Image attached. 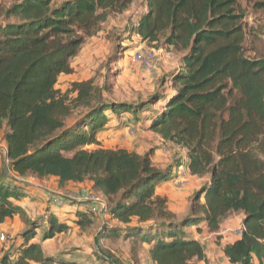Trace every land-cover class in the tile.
<instances>
[{"label":"trees","instance_id":"16d2710c","mask_svg":"<svg viewBox=\"0 0 264 264\" xmlns=\"http://www.w3.org/2000/svg\"><path fill=\"white\" fill-rule=\"evenodd\" d=\"M133 1L19 0L6 8L5 18L13 19L0 25V140L6 170L20 181L32 175L90 183V191L109 203L111 220L124 227L135 220L136 228L149 223L145 226L151 229L139 240L150 245L154 264L206 261L204 245L188 229L217 232L224 219L241 212L242 233L223 246V253L231 264H252L254 258L264 264V55L245 56V13L238 0H145L147 10L131 32L152 44L162 38L182 55V66L170 72V90L162 95L131 105L103 101L92 79L73 82L66 92L55 87L61 75L73 72L71 60L84 41ZM245 1L264 8L263 0ZM149 104L154 109L148 129L185 150L189 174L207 178L190 196L191 213L179 220L155 193L171 172L153 165L152 149L139 154L80 148L98 144L110 114L128 112L137 123ZM80 107L84 114L67 126L65 120ZM2 176L0 225L25 215L19 201L28 187ZM96 216L81 209L73 222L85 227ZM33 220H23L33 226L23 228L21 243L3 254L0 264H87L75 249L62 250L59 257L45 255L33 241L39 226ZM41 220L46 224L41 241L69 229L53 216Z\"/></svg>","mask_w":264,"mask_h":264},{"label":"rangeland","instance_id":"374dc122","mask_svg":"<svg viewBox=\"0 0 264 264\" xmlns=\"http://www.w3.org/2000/svg\"><path fill=\"white\" fill-rule=\"evenodd\" d=\"M16 1L19 0H0V25L13 21V19L5 18L4 11ZM53 1L58 3L61 0ZM238 2L245 13V56L256 57L261 54L264 55V8H257L256 1L238 0ZM146 10L145 0H134L124 12L111 13L106 21L100 24L98 32L84 41L77 56L71 60L73 72L69 75H62L55 87L61 92H66L70 91L71 83L92 79L94 85L100 89L103 101H124L131 105L137 101L148 99L153 93L162 95L166 90H170L172 79L169 74L173 69H180V66H182V55L180 51L165 45L162 38H160L159 42L152 44L142 41L131 32V26L136 23L137 19ZM140 48H154L156 50L157 56L152 70H145L132 62V53ZM74 95L75 93L73 92L69 93V97H74ZM152 107L154 106L149 104L144 108V112L139 114V126L129 120L128 112L124 113V116L120 115V117L110 114L111 120L107 123V127L97 134L98 144H89L80 148L93 150L105 147L111 149L123 147L129 150L136 149L140 152H147L152 147L153 154L155 153L151 157L153 165L158 169L167 168L171 172L169 179L172 180L168 181V179L167 184L163 186L162 189L165 196L161 197L167 200V209L177 216L176 220H179L185 214L191 213L189 196L194 187L187 178L179 177L177 172L181 170L180 166L184 168L183 159H186V157L183 149L163 139L160 140L156 135L157 133L153 131L142 129L145 126L142 120H145L143 118L149 117L153 112L152 109L154 108ZM84 112L85 108L82 107L74 109L65 120V124L67 126L71 125ZM125 117H128V121L124 120ZM117 119L122 120V122ZM120 124L124 126H120ZM5 132L6 130H4ZM142 148L146 149L141 150ZM5 153V144L0 140V177L5 174L15 179L12 182L13 184L22 182L11 170H6L7 160ZM62 153L70 156L72 151H62ZM26 177L23 180V184L28 187L25 186V197L20 199L21 205L26 208L25 215L23 217L15 216L7 220L9 223L0 225V232L7 233L10 236V246L0 248V257L8 251L10 252V250L14 251L18 247L22 238L20 233L24 227L33 226L30 222L26 223L23 220L34 219L33 224L39 225L36 231V236L39 238L46 230V224L42 220L40 221V217L42 219L53 216L57 222L68 225L69 229L44 244L43 252L45 255L52 256L51 253L54 252V249L59 248V251L52 256L53 258L59 257L64 250L70 248L77 250L81 257L80 260L85 259L84 261L87 264H154L147 253L149 251L148 244L139 240V234L146 233L151 229L150 226H145V224L149 223H139L140 227L136 228L138 224L133 220L124 227L111 220L107 212L104 216L92 218V223L85 227L75 226L71 217L72 209L77 207L76 212L83 209L81 203H79L80 201L69 200L63 205L70 207L71 210L69 211L65 208L64 211H59L60 214H58L57 210H52L51 196L53 193L68 192H86L87 194L91 192L89 183H59L56 177L53 176L42 179L32 175H27ZM71 196L76 198L74 195ZM185 201L187 204H184ZM232 216H229L228 220L233 219L231 218ZM69 220H72L70 221L73 222L72 225ZM16 230L20 232L15 234ZM188 231L190 237H195L197 236L196 234L205 237L210 232L207 228L198 232L194 227L189 228ZM210 233L215 236L214 240L212 238V242L219 240L217 232ZM60 249H63V251H60ZM101 250L113 256L117 262H111L106 256L107 254L105 255V252L103 253ZM71 251L73 252L74 250ZM217 254H219V251L215 249L213 256ZM99 258H102V261ZM66 259H63V261ZM68 259H72V256L68 257ZM199 262V260L193 259L190 264H199ZM204 262L208 264V259ZM219 262H221V259H219ZM34 263L40 264L32 262V264ZM55 264L60 263L55 262Z\"/></svg>","mask_w":264,"mask_h":264},{"label":"crops","instance_id":"0c3cea01","mask_svg":"<svg viewBox=\"0 0 264 264\" xmlns=\"http://www.w3.org/2000/svg\"><path fill=\"white\" fill-rule=\"evenodd\" d=\"M63 75H66V74H63ZM67 75H69V74H67ZM62 76V75H61ZM60 76V77H61ZM59 77V78H60ZM159 104V103H158ZM126 115V114H125ZM121 116H124V114H121ZM123 119V118H122ZM143 119H145V120H142V123L143 124H145V126H144V128H142V129H147L148 131H150L149 129H148V125H149V119H150V117H144ZM111 120V119H110ZM110 120H109V122H110ZM117 120H119V119H117ZM125 121H128V117H125V119H124ZM129 120H131V121H133V119H131V116L129 115ZM119 121H121L122 122V120H119ZM108 122V123H109ZM134 122V121H133ZM139 123L140 122H137L136 123V125H138L139 126ZM120 126H124L123 124H120ZM107 127V125L104 127V129ZM103 129V130H104ZM157 136H158V138L160 139V140H162V138L158 135V134H156ZM101 137L99 136V139H100ZM101 140V139H100ZM167 142V141H166ZM169 143V142H168ZM171 144V143H170ZM173 145V144H172ZM104 147V146H103ZM105 148H108V147H105ZM118 148H123V147H118ZM152 147H150V149H151ZM124 149H126V148H124ZM143 149H146V148H142L141 150H143ZM183 149V148H182ZM126 150H128V151H135V152H137V153H144V152H140L139 150H136V149H131V150H129V149H126ZM183 152H184V154H185V150L183 149ZM155 154V153H154ZM153 153H152V155H151V157L154 155ZM186 157V156H185ZM151 161H152V159H151ZM183 164H184V168L182 167V166H180V168H181V170L180 171H177L178 172V175H179V177L180 176H182V177H184V178H187V180L189 181V183L190 184H193V187H194V189H193V191H191V193H190V196L196 191V190H198L199 189V187L207 180V178H205V177H198V176H196V175H191V174H189L188 173V171H187V169H186V159H183ZM176 176H177V173H176ZM170 180H172V179H169L168 181H170ZM168 181H164V182H162V183H160L158 186H157V188H156V190H155V193L157 194V195H159V196H165L164 194V192H163V186H165L166 184H167V182ZM23 182V181H22ZM89 186H90V183H89ZM58 194H62V193H58ZM189 196V197H190ZM67 203V201H65V202H63V203H59V204H55V203H51L52 204V210H57V212H58V214H60L59 213V211L60 212H62V211H64V209L65 208H67L66 210H71V208L70 207H66V206H64L63 204H66ZM19 204H22L20 201H19ZM184 204H187L186 203V201L184 202ZM23 208H24V210L26 209L23 205H21ZM76 208V209H75ZM60 209V210H59ZM73 211H72V218H73V220H74V218L76 217V210H77V207H74V209H72ZM173 212H175L174 210H172ZM233 216L231 217V218H233V219H229L228 220V217L226 218V219H224L223 221H222V223L220 224V227H219V230L217 231V237H218V241H214V242H212L211 240H212V238H213V240L215 239V236H213V234L212 233H210V232H208L209 234H207L205 237H202V236H199V234H196L197 236H195V237H193V238H195V239H198V240H200L201 241V243L204 245V247H205V255H206V259H208V264H231L229 261H228V259L225 257V255H224V253H223V250H222V248H223V246L225 245V244H227V243H232L234 240H236L237 238H239L240 237V235L238 236V234L236 233V231L239 229V228H241L242 226H243V224H242V218H243V213H241V212H238V213H233L232 214ZM231 216V215H230ZM96 217H99L98 215L96 216ZM7 220H10V219H7ZM5 221L4 223H2L1 225H5L6 223H9L8 221ZM70 221H72V220H69V222ZM72 223L73 222H70V224L72 225ZM203 229H206L205 227L203 228ZM17 232H20L19 230H16V232H15V234H17ZM14 234V233H13ZM212 234V235H211ZM237 234V235H236ZM200 235H202V234H200ZM16 236V235H15ZM57 236V235H56ZM55 236V237H56ZM55 237H53V238H55ZM40 238V237H39ZM37 236L33 239V241H36V242H38V243H40L41 244V247H42V249H43V251H44V244H46V242L47 241H49V240H52L53 238H51V239H47V240H44V241H41L40 239H39ZM148 246H150V245H148ZM59 248H55L54 249V252H52L51 254H52V256H53V254H55L56 252H58L59 250H58ZM64 249V248H63ZM63 249H60V251L61 250H63ZM66 249V248H65ZM215 249H218V251H219V254H217L216 256H213V253H214V251H215ZM147 253H148V251H147ZM212 255V257L210 258V256ZM219 259H221V262H219ZM35 264V263H34ZM199 264H206L204 261H200L199 262ZM252 264H257V259L256 258H254L253 259V263Z\"/></svg>","mask_w":264,"mask_h":264},{"label":"built area","instance_id":"2783aa9c","mask_svg":"<svg viewBox=\"0 0 264 264\" xmlns=\"http://www.w3.org/2000/svg\"><path fill=\"white\" fill-rule=\"evenodd\" d=\"M156 50L154 48L147 49H137L131 55V60L133 63L139 65L145 70H152L155 60H156ZM88 194V195H87ZM82 192V193H53L51 196V202L55 204L63 203L65 201H80L82 208L89 210L90 212L98 215L104 216L108 212V206L104 199L94 192ZM74 195L76 198L72 197ZM108 214V213H107ZM243 227L239 228L236 233L241 235ZM10 236L7 233L0 232V248H5L10 246Z\"/></svg>","mask_w":264,"mask_h":264}]
</instances>
